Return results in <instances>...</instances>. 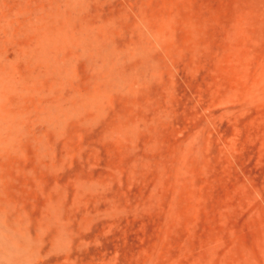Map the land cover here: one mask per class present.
Listing matches in <instances>:
<instances>
[{
	"label": "rangeland",
	"instance_id": "obj_1",
	"mask_svg": "<svg viewBox=\"0 0 264 264\" xmlns=\"http://www.w3.org/2000/svg\"><path fill=\"white\" fill-rule=\"evenodd\" d=\"M0 264H264V0H0Z\"/></svg>",
	"mask_w": 264,
	"mask_h": 264
}]
</instances>
